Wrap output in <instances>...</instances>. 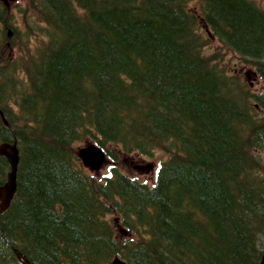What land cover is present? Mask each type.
<instances>
[{"label":"trees","instance_id":"obj_1","mask_svg":"<svg viewBox=\"0 0 264 264\" xmlns=\"http://www.w3.org/2000/svg\"><path fill=\"white\" fill-rule=\"evenodd\" d=\"M211 39L264 81L251 0L0 1V143L19 151L0 264H24L16 250L29 264L258 263L264 91L207 56ZM79 142L103 149L106 174L86 172ZM156 151L151 184L116 164ZM8 171L0 155V185Z\"/></svg>","mask_w":264,"mask_h":264},{"label":"rangeland","instance_id":"obj_2","mask_svg":"<svg viewBox=\"0 0 264 264\" xmlns=\"http://www.w3.org/2000/svg\"><path fill=\"white\" fill-rule=\"evenodd\" d=\"M258 7L264 9V0H253ZM11 3V2H10ZM20 4H24L23 1ZM191 7L195 9L199 7L198 2L193 1L190 3ZM205 54L216 55L218 61L222 62V66L225 71L230 74H236V78L241 82L242 86L250 93H258L264 89V81L260 78V73L255 72V69L242 63L238 57L233 55L230 51L226 50L215 39H211L210 43L205 49ZM260 116L264 117V113L259 112ZM89 142L73 144V151L77 152L78 149L83 148ZM165 159L164 153L160 151L154 152L151 157H140L138 155H130L126 157H120L116 162L119 169L134 176L140 181L150 184L154 180L155 172L162 160ZM110 162L105 161L99 170L91 172L86 169V172L94 174L96 178H100L107 172Z\"/></svg>","mask_w":264,"mask_h":264},{"label":"water","instance_id":"obj_3","mask_svg":"<svg viewBox=\"0 0 264 264\" xmlns=\"http://www.w3.org/2000/svg\"><path fill=\"white\" fill-rule=\"evenodd\" d=\"M3 1L5 2L6 0ZM0 155L5 157L9 165V171L6 175V180L3 184L0 185V210H3L9 206L16 191V173L19 163V152L15 142L0 143ZM79 155L82 164L91 170L98 169L105 159L103 151L99 147L94 145H88L80 149ZM15 253L17 257H19L25 264H28L23 254L19 253L18 251H16ZM113 264L122 263L118 260H115ZM258 264H264V250L262 251Z\"/></svg>","mask_w":264,"mask_h":264},{"label":"bare ground","instance_id":"obj_4","mask_svg":"<svg viewBox=\"0 0 264 264\" xmlns=\"http://www.w3.org/2000/svg\"><path fill=\"white\" fill-rule=\"evenodd\" d=\"M78 123V122H77ZM80 124V123H79ZM14 253H15V251H14ZM24 255V254H23ZM18 258V257H17ZM22 261V260H21Z\"/></svg>","mask_w":264,"mask_h":264}]
</instances>
